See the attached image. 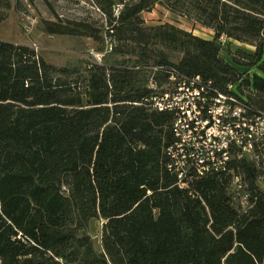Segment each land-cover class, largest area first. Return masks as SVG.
<instances>
[{
    "label": "trees",
    "instance_id": "1",
    "mask_svg": "<svg viewBox=\"0 0 264 264\" xmlns=\"http://www.w3.org/2000/svg\"><path fill=\"white\" fill-rule=\"evenodd\" d=\"M92 2L111 45L100 62L55 67L27 45L0 40V264H264V165H228L254 200L244 213L229 174L180 189L161 153L173 115L145 101L149 77L167 86L175 71L264 111L256 72L264 71V0ZM155 5L193 12L211 38L146 25L141 14ZM45 24L49 34L96 38L89 25ZM231 40L254 49L232 52ZM95 219L103 222L99 249L89 234Z\"/></svg>",
    "mask_w": 264,
    "mask_h": 264
},
{
    "label": "built area",
    "instance_id": "2",
    "mask_svg": "<svg viewBox=\"0 0 264 264\" xmlns=\"http://www.w3.org/2000/svg\"><path fill=\"white\" fill-rule=\"evenodd\" d=\"M121 8L119 3L114 6L115 17ZM225 40L220 36L219 41ZM110 46L96 55L99 62ZM158 69L161 67L153 68ZM168 82L158 87L157 79L150 76L148 88L152 94L145 100L153 110L173 115L161 141L165 169L185 190L202 177L229 174L231 199L240 212H247L254 204L248 185L228 165L233 159L247 160L257 168L264 165V111L251 109L233 93L220 91L198 75L172 71Z\"/></svg>",
    "mask_w": 264,
    "mask_h": 264
},
{
    "label": "rangeland",
    "instance_id": "3",
    "mask_svg": "<svg viewBox=\"0 0 264 264\" xmlns=\"http://www.w3.org/2000/svg\"><path fill=\"white\" fill-rule=\"evenodd\" d=\"M9 7L0 5V12L4 15L0 22V40L33 48L43 59L55 66H76L83 68L87 62H99L96 57L108 46L109 39L104 31V17L93 5L92 0H8ZM223 1V0H221ZM232 2V0H231ZM17 3L22 10L16 9ZM146 25L170 23L185 31L203 38H211L213 31L201 26L195 19L193 12H186L185 16L168 11L161 5H155L150 12L141 14ZM46 22L59 23L67 27L78 24L93 27L96 38L84 35H57L45 32ZM226 41V40H225ZM225 41L223 43H225ZM229 49L232 52L244 50L252 52L254 47L248 43L231 40ZM228 62L230 59L225 55ZM243 71V68H239ZM264 77V71H256ZM247 94V89H243ZM233 91L239 93L237 88ZM264 185V183H262ZM102 220L90 222L89 234L94 245L99 249Z\"/></svg>",
    "mask_w": 264,
    "mask_h": 264
}]
</instances>
